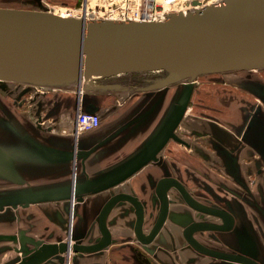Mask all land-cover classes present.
Returning <instances> with one entry per match:
<instances>
[{
    "label": "crops",
    "instance_id": "0c3cea01",
    "mask_svg": "<svg viewBox=\"0 0 264 264\" xmlns=\"http://www.w3.org/2000/svg\"><path fill=\"white\" fill-rule=\"evenodd\" d=\"M34 1L69 10L79 0ZM125 79L101 84L117 89L89 91L0 84V264L19 263L38 240L97 243L101 211L119 194L140 203L148 235L164 178L233 216L230 231L196 233L199 242L264 264V69L151 91L143 75ZM79 112L97 113L100 126L76 135ZM173 122L176 138L165 137ZM166 194L167 215L150 243L137 238L134 205L118 201L106 217L110 244L69 253L65 264H140L136 250L153 264H240L194 251L185 226L220 220L191 208L175 188Z\"/></svg>",
    "mask_w": 264,
    "mask_h": 264
},
{
    "label": "water",
    "instance_id": "95a60500",
    "mask_svg": "<svg viewBox=\"0 0 264 264\" xmlns=\"http://www.w3.org/2000/svg\"><path fill=\"white\" fill-rule=\"evenodd\" d=\"M264 0H223L186 13H169L158 21L88 20L59 18L51 12L0 8V80L59 85L74 80L78 90L86 81L91 90L117 89L119 84H97L117 74L163 70V77L148 80L144 90H157L209 73L264 69ZM259 42L261 49L256 48ZM96 83V84H95ZM94 113V112H88ZM176 122V121H175ZM171 124L165 137L176 138ZM175 187L186 203L206 215L220 217L222 225L190 223L184 236L198 252L241 264H258L246 256L219 252L201 245L197 231H227L232 217L204 206L174 179L158 183L163 204L155 226L142 233L143 210L132 196L119 194L104 206L99 217L101 239L84 245L70 239L58 244L35 241L37 253L17 264H42L57 254L95 252L110 244L106 217L118 201L136 209V235L151 242L167 215L166 192ZM74 197V194H73ZM3 202H0V205ZM144 264L148 259L137 252Z\"/></svg>",
    "mask_w": 264,
    "mask_h": 264
},
{
    "label": "rangeland",
    "instance_id": "374dc122",
    "mask_svg": "<svg viewBox=\"0 0 264 264\" xmlns=\"http://www.w3.org/2000/svg\"><path fill=\"white\" fill-rule=\"evenodd\" d=\"M222 1L223 0H186V1H183L182 4L178 5L179 8H180V5H182L181 7L185 8L184 11L183 9L178 10L179 8L173 9L175 8L173 6L171 7V12L176 13V11L178 10L179 12L184 13L189 10L200 9L206 5L218 4ZM122 4H123L122 0H87V8H84V0H79L75 5H70V6L62 5V6L71 7L69 10H67V9H61V8L55 7V6H60L61 4L55 5L49 2H47L46 5L37 7L38 4L34 0H0V8L30 10V11H39V12L55 11L57 13L58 11L65 10L68 13V15H70L69 16L70 18L71 16L82 17L84 15L85 10H87L86 13L89 14L93 20H101V19L118 20L119 11L117 10V7ZM232 72L234 71L203 74V75L198 76L199 78L197 77L195 81L190 83V85H197V82L200 83L201 80L203 82V79L208 77V75H216V74L225 75L226 73H232ZM165 74L166 72L163 70L145 71V72L137 73V75H143V77L149 78V79L163 77ZM128 75L129 73H123V74L121 73V74H117L114 76H110L109 78L100 80L99 82H97V84H105V83L117 82V81L126 82L125 78L128 77ZM81 82L83 85V90L85 91L91 90L89 88H85L87 86L86 81H81ZM181 83H189V81L182 80ZM0 84L9 85V87H15L18 89H22L23 92L29 91V90L31 91L36 90V92H41V91L51 90L52 88H55L56 86L57 87L68 86L70 88H74L75 86H77V81L74 80L72 82L59 84V85H46V84H30V83L0 80ZM29 247H30L29 253L28 254L26 253L27 256L25 255L24 259H21L20 261L27 260L26 258H30L37 253V248L35 247V245L31 244L29 245ZM70 253H72V251ZM67 256L68 254H57L42 264H65L67 262Z\"/></svg>",
    "mask_w": 264,
    "mask_h": 264
},
{
    "label": "built area",
    "instance_id": "2783aa9c",
    "mask_svg": "<svg viewBox=\"0 0 264 264\" xmlns=\"http://www.w3.org/2000/svg\"><path fill=\"white\" fill-rule=\"evenodd\" d=\"M186 0H122V5L117 7L119 19L121 21H158L173 9L179 8L178 5ZM87 0H84L87 8ZM177 5V6H176ZM180 9L185 10L184 7ZM185 6V4H184ZM189 8V7H187ZM176 11L179 12V11ZM100 126V117L97 113L79 112L76 116L75 134H83L94 131Z\"/></svg>",
    "mask_w": 264,
    "mask_h": 264
},
{
    "label": "flooded vegetation",
    "instance_id": "af4514ba",
    "mask_svg": "<svg viewBox=\"0 0 264 264\" xmlns=\"http://www.w3.org/2000/svg\"><path fill=\"white\" fill-rule=\"evenodd\" d=\"M164 179H168V178H164ZM169 179H172V178H169ZM163 180V179H162ZM175 180V179H174ZM160 182V181H159ZM171 188H175V187H171ZM170 189V188H169ZM176 189V188H175ZM185 189V188H184ZM177 191H178V189H176ZM186 190V189H185ZM179 192V191H178ZM167 193V192H166ZM180 193V192H179ZM188 193V192H187ZM189 194V193H188ZM159 195V194H158ZM180 195H181V193H180ZM190 195V194H189ZM182 196V195H181ZM191 196V195H190ZM159 198L161 199V197H160V195H159ZM166 198H167V194H166ZM183 198V197H182ZM193 198V197H192ZM183 200H184V198H183ZM185 201V200H184ZM197 201V200H196ZM198 202V201H197ZM200 203V202H199ZM162 204H163V201H162V199H161V206H160V212H161V207H162ZM200 204H202V203H200ZM167 205H168V201H167ZM202 205H204V204H202ZM204 206H206V205H204ZM207 207H209V206H207ZM210 208H213V209H215V210H218V211H221V212H225V213H227V214H229L228 212H226V211H224V210H222V209H219V208H214V207H210ZM159 215H160V213H159ZM231 217H232V219H233V224H232V227H233V225H234V218H233V216L231 215V214H229ZM159 217V216H158ZM214 217V216H213ZM219 220H220V223H212V224H216V225H222L223 224V220H222V218H220V217H217ZM158 219V218H157ZM156 222H157V220H156ZM156 222H155V224H156ZM191 223H193V222H191ZM195 223H210V222H195ZM190 224V223H189ZM189 224H187L186 226H185V228L189 225ZM155 226V225H154ZM232 227L229 229V230H227V231H230L231 229H232ZM185 228H184V230H185ZM184 230H183V235H184ZM152 231V230H151ZM227 231H197V232H195L194 234H196V233H201V232H227ZM194 234H193V237H194ZM184 238H185V236H184ZM195 238V237H194ZM196 239V238H195ZM67 240H69V239H67ZM185 240H186V238H185ZM197 240V239H196ZM187 241V240H186ZM198 241V240H197ZM199 242V241H198ZM188 243V242H187ZM201 245H203L204 247H206V248H208V249H211V250H215V251H219V252H224V253H230V254H235V255H240V254H238V253H233V252H225V251H220V250H216V249H212V248H210V247H208V246H205L204 244H202L201 242H199ZM188 245H189V243H188ZM194 251H196L197 253H199V254H202V253H200V252H198L197 250H195L191 245H189ZM137 252H140L144 257H146L147 259H148V261H149V263L150 264H153V262L150 260V258L146 255V254H144V252H142L141 250H136L135 251V257H136V260L140 263V264H144L143 263V261L139 258V256H138V254H137ZM202 255H205V254H202ZM206 256H209V255H206ZM240 256H244V255H240ZM209 257H212V256H209ZM246 257H248V256H246ZM213 258H216V257H213ZM248 258H250V259H252L253 261H255V262H257L258 264H262V263H260L259 261H257V260H255V259H253V258H251V257H248ZM217 259H219V258H217ZM223 260V259H222ZM241 264V263H240Z\"/></svg>",
    "mask_w": 264,
    "mask_h": 264
},
{
    "label": "bare ground",
    "instance_id": "6f19581e",
    "mask_svg": "<svg viewBox=\"0 0 264 264\" xmlns=\"http://www.w3.org/2000/svg\"><path fill=\"white\" fill-rule=\"evenodd\" d=\"M86 11L87 10H85V12H84V16H86V17H84L85 18V20L86 21H88V20H93L92 18H91V16L89 15V14H87L86 13ZM54 16H57V17H59V18H64V19H68V18H70L69 16L70 15H68V13L65 11V10H61V11H58V13L57 12H55V11H53V12H51ZM186 12H184V14H185ZM71 18H73V19H79L80 17L79 16H71ZM262 45H263V50L260 48V46H262V45H259L260 43L259 42H257L256 43V48L257 49H261V51H263L264 52V40H262ZM107 85V84H106Z\"/></svg>",
    "mask_w": 264,
    "mask_h": 264
}]
</instances>
